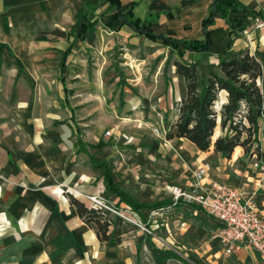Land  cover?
<instances>
[{
	"label": "crops",
	"instance_id": "1",
	"mask_svg": "<svg viewBox=\"0 0 264 264\" xmlns=\"http://www.w3.org/2000/svg\"><path fill=\"white\" fill-rule=\"evenodd\" d=\"M212 1L119 0V5L122 11L130 9L133 16L150 20L155 33L202 39V21ZM237 1L241 8L226 16L217 12L207 23L211 31L208 49H184L180 56L181 46L173 48L160 38L150 39L120 17L112 18L115 8L107 0H0V264H261L257 251L250 247L226 254L219 240L211 237L218 220L196 204L179 202L180 207L198 213L194 219L182 220L179 234L184 241L177 245L179 251L162 248L152 235L144 237L106 212L109 238L102 239L97 224L80 216L67 195L72 190L89 204L87 193H101L115 204L128 206L104 183L103 168L96 163L106 160L112 165L113 182L135 201L172 202L171 192L163 197L154 178L166 180V188L174 184L186 187L193 180V170L206 165V180L244 188L264 214V167L253 165L256 156L252 151L237 144L229 156H223L212 144L201 150L185 137L167 135L175 132V103L186 94L185 78L175 71V60L197 62L202 80L217 68L218 53L223 50L248 48L264 62V23L257 26L258 21L264 22V0ZM91 20H96L92 41L87 30L76 34L83 21ZM53 29L71 33L56 35ZM103 29L132 45L146 38L147 44L173 54L169 73L165 71L168 59L159 64L163 66L164 74L158 76L163 89L155 93V106L160 110L141 111L139 95L129 94L124 116L118 122L107 120L105 124L110 126L104 136L105 125L88 127L84 120L87 116L77 88L106 80L96 69L88 71L79 55L85 46L101 43ZM257 81L264 103V70ZM30 82L58 84V92H35ZM118 93L122 99V90ZM226 100L227 92L221 89L215 107L219 109ZM119 110L120 106L113 105L109 113ZM128 119L137 121L133 130L123 127V120ZM157 124L164 128L158 135L152 131ZM226 132L218 116L212 141ZM259 138L264 160L262 129ZM179 178L184 180L172 183ZM150 208L137 211L144 221V212Z\"/></svg>",
	"mask_w": 264,
	"mask_h": 264
},
{
	"label": "trees",
	"instance_id": "2",
	"mask_svg": "<svg viewBox=\"0 0 264 264\" xmlns=\"http://www.w3.org/2000/svg\"><path fill=\"white\" fill-rule=\"evenodd\" d=\"M109 7H114L115 11L111 14L112 18H121V21L129 24L133 28H143L145 32H139L150 39L160 38L164 44L173 48L182 47L178 51L181 56L184 49L206 50L210 46L209 32L206 28L207 23L211 22L217 12L226 16L232 10L236 11L243 5L237 0H213L209 5V13L203 19L204 37L202 39H182L171 37L162 33H155L150 28V20H141L131 13V10L122 11L119 0H107ZM96 20L83 21L80 31L87 30L89 40L94 38V25ZM74 28V25L71 27ZM67 32L68 34L71 33ZM56 35H66L65 31L53 29ZM231 42H228V46ZM175 71L184 76L186 82V94L178 102L175 108L178 112L173 126L174 133H167L168 136L185 137L201 150L213 149L220 152L223 156H229L234 146L240 144L247 152H256L258 157L262 156L260 149L261 142L259 132L264 133V103L262 91L257 79L264 70V62L251 53L248 48H240L232 52L223 50L218 53L217 68L208 73L202 80L198 72V63L195 61L175 60ZM221 89L226 90L227 100L215 107V100ZM220 117V125L227 128L228 132L211 139L213 129ZM77 142H81L78 138ZM253 143L256 150H253ZM261 150V151H260ZM103 168V179L105 185L116 192L119 200L125 201L134 211L143 207H153L156 205H167L169 199L154 203H139L127 194L124 190L113 182V170L111 163L105 161L97 162ZM67 195L75 204L77 212L87 221H94L97 224V234L102 239H108L110 226L109 217L100 208L93 207L83 200L77 198L72 192L67 191ZM180 202V201H179ZM118 205V204H116ZM143 219V218H142Z\"/></svg>",
	"mask_w": 264,
	"mask_h": 264
},
{
	"label": "rangeland",
	"instance_id": "3",
	"mask_svg": "<svg viewBox=\"0 0 264 264\" xmlns=\"http://www.w3.org/2000/svg\"><path fill=\"white\" fill-rule=\"evenodd\" d=\"M104 28L106 27L104 26ZM103 32L104 35L101 36V43L98 46L95 44L92 47L85 46V49H83L79 55L82 64H84V67L88 71H95L96 69L98 75H104L106 80L96 85L85 83L77 87L81 92L79 101L82 103L81 107L83 108V113L87 116L84 120H86L88 127L96 123L105 125L103 127L104 130L101 132L102 136L106 134V128L110 126L109 124H105L107 120L118 122L122 119V116H124L123 114H125V111L123 109L125 107V102H127L125 97L129 94L136 93L139 95L137 101L139 103L138 108H140L141 111L148 108H155V111L160 110L159 107L155 106V103H158L155 93L163 89V83L158 77L159 75L162 77L164 74L163 66L160 68L159 64L163 60L168 59L169 65L166 67L165 71L169 73L170 63L171 60H173V54L169 52V50L162 48V46L147 44L150 42L146 38H143L138 44L132 45L124 41L120 36L118 37L107 32V29H103ZM128 51L130 55H128ZM28 85L31 90L35 92L40 90L54 94L58 92V84L55 83L40 84L30 82ZM119 90H122V99L118 96ZM90 96L95 100L90 98ZM92 103L95 104V107H92ZM113 105L115 108L120 106V110L117 114L109 113ZM91 107L94 109V112H91ZM166 116L170 118L167 121V128L169 131L171 120L170 113L167 112ZM123 121L122 124L124 129L133 130L137 124V121L134 119ZM156 126H158V124ZM260 149L263 150L262 145ZM253 150H256L254 143ZM253 153L258 157L256 152ZM154 180V182L160 184L163 190V197H165L164 195H169L172 191V187L175 185L174 184L171 188H166L164 186L166 180L162 178H154ZM183 180L184 178H179L178 180L173 179L172 183L179 184ZM180 205L179 202H172L167 205H161L163 207L162 209L158 208L159 206H154L144 212L145 221L137 212L125 205H119L125 217L115 213L110 214L124 220L129 225H132V227H135V231H140L141 235L144 237H146V235H152L154 238L153 241L162 248L169 249L172 247L180 251L177 245H181L184 241L180 236L182 234H179L180 227L184 226L182 220L187 222L186 219H194L196 217L195 214L198 215L195 210L191 208H189L191 210H186V208L180 207ZM149 229L152 230V233H150ZM172 248L170 250H172ZM175 260L177 261V259ZM179 263L181 262L179 261Z\"/></svg>",
	"mask_w": 264,
	"mask_h": 264
},
{
	"label": "built area",
	"instance_id": "4",
	"mask_svg": "<svg viewBox=\"0 0 264 264\" xmlns=\"http://www.w3.org/2000/svg\"><path fill=\"white\" fill-rule=\"evenodd\" d=\"M263 23L260 20L257 26ZM152 131L156 135L163 132L158 126H153ZM253 165L263 168V157H256ZM206 171V165L197 166L193 170V180L189 186L174 185L171 189L172 202L196 204L216 218L218 225L212 231L211 237L219 240L226 254L242 247H250L257 251L260 263L264 264V214L259 211L252 195H248L244 188L217 179L206 180ZM85 197L91 206L125 217L119 204L116 205L104 194L87 193ZM149 231L152 233V230Z\"/></svg>",
	"mask_w": 264,
	"mask_h": 264
},
{
	"label": "water",
	"instance_id": "5",
	"mask_svg": "<svg viewBox=\"0 0 264 264\" xmlns=\"http://www.w3.org/2000/svg\"><path fill=\"white\" fill-rule=\"evenodd\" d=\"M133 28V27H132ZM135 31H137V32H145V29H143V28H133Z\"/></svg>",
	"mask_w": 264,
	"mask_h": 264
}]
</instances>
